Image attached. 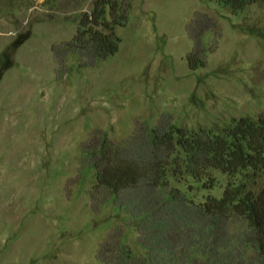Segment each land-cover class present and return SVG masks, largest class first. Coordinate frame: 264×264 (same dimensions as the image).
Masks as SVG:
<instances>
[{
    "label": "rangeland",
    "instance_id": "rangeland-1",
    "mask_svg": "<svg viewBox=\"0 0 264 264\" xmlns=\"http://www.w3.org/2000/svg\"><path fill=\"white\" fill-rule=\"evenodd\" d=\"M95 2L0 0V264H105L103 243L109 258L118 242L145 253L153 189L144 179L112 194L97 154L157 160L173 154L158 136L176 126L216 131L264 113V0H118L104 18L119 46L105 58L81 25ZM214 173L213 188L188 174L171 185L199 202L264 178Z\"/></svg>",
    "mask_w": 264,
    "mask_h": 264
},
{
    "label": "trees",
    "instance_id": "trees-1",
    "mask_svg": "<svg viewBox=\"0 0 264 264\" xmlns=\"http://www.w3.org/2000/svg\"><path fill=\"white\" fill-rule=\"evenodd\" d=\"M217 1L238 10L257 0ZM107 5L119 7L118 0H96L92 11L81 20V25H88L85 29L95 41L100 58L115 53L120 40L114 23L104 18ZM158 137L173 154L142 161L103 150L93 162L98 183L112 194L145 179L153 189V204L157 203L153 214H159L155 219L148 217L154 221L148 228L152 244L146 246L145 253L136 256L129 246L118 242L113 245L116 255L109 258L103 243L100 254L104 263L241 264L240 259L253 250L256 257L247 264H258L264 259V178L257 188L229 180L221 195L207 194L195 202L182 188L171 185V177L181 182L188 174L203 187L213 188L217 183L214 170L235 174L252 167L264 172V113L234 118L216 131L176 126ZM193 187L190 183L189 189ZM231 221L240 224L233 234Z\"/></svg>",
    "mask_w": 264,
    "mask_h": 264
}]
</instances>
